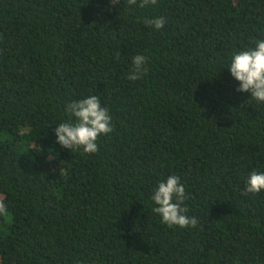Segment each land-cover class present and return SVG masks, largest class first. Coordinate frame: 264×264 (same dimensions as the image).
I'll use <instances>...</instances> for the list:
<instances>
[{"label": "trees", "instance_id": "trees-1", "mask_svg": "<svg viewBox=\"0 0 264 264\" xmlns=\"http://www.w3.org/2000/svg\"><path fill=\"white\" fill-rule=\"evenodd\" d=\"M139 3L0 0V264H264V190L244 194L264 103L228 69L264 40V0ZM90 95L113 131L72 152L55 128ZM170 175L195 227L153 211Z\"/></svg>", "mask_w": 264, "mask_h": 264}, {"label": "clouds", "instance_id": "clouds-1", "mask_svg": "<svg viewBox=\"0 0 264 264\" xmlns=\"http://www.w3.org/2000/svg\"><path fill=\"white\" fill-rule=\"evenodd\" d=\"M119 3L120 0H112L113 5ZM126 3L135 6L137 0H126ZM156 4L157 0H140L139 7ZM144 23L159 30L164 27L165 18L145 20ZM132 63L133 68L128 79L135 81L146 74L147 60L143 55H136ZM228 69L231 76L239 82L236 91L250 92L252 99L264 103V40L256 41L252 49L236 52ZM66 111L74 120L70 119L56 126L57 143L72 152L82 148L86 154L96 153L98 137L113 131L111 116L108 109L101 106L100 97L90 95L73 101L67 105ZM262 190H264V172L252 171L247 178L244 194H256ZM152 199L157 205L153 211L161 217L163 223L180 228L197 225V219L187 215L188 209L184 205L187 195L179 177L170 175L166 181L159 182ZM5 211L4 204L0 203V214Z\"/></svg>", "mask_w": 264, "mask_h": 264}]
</instances>
